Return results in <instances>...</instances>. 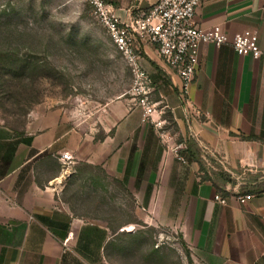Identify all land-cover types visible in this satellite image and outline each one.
Listing matches in <instances>:
<instances>
[{
    "label": "crops",
    "instance_id": "1",
    "mask_svg": "<svg viewBox=\"0 0 264 264\" xmlns=\"http://www.w3.org/2000/svg\"><path fill=\"white\" fill-rule=\"evenodd\" d=\"M108 1L125 19L156 0ZM193 23L224 37L220 45H200L189 86L207 117L187 120L175 71L154 45L141 44L161 128L141 121L129 92L91 112L83 103L73 111L35 108L23 131L0 126V264H110L103 251L112 232L74 215L60 197L80 162L132 193L145 224L181 236L184 256L173 264H264V187L236 192L219 178L258 172V179L239 183L264 181V55H237L231 45L242 34L264 52V0H202ZM182 140L186 163L172 152Z\"/></svg>",
    "mask_w": 264,
    "mask_h": 264
},
{
    "label": "rangeland",
    "instance_id": "2",
    "mask_svg": "<svg viewBox=\"0 0 264 264\" xmlns=\"http://www.w3.org/2000/svg\"><path fill=\"white\" fill-rule=\"evenodd\" d=\"M130 83L127 65L88 0H0V126L23 131L35 108L65 105L73 111L83 103L91 112L98 103L128 93ZM74 168L60 197L74 215L112 232L103 251L110 264H173V258L184 256L181 236L145 224L144 211L118 180L98 166L80 162ZM259 175L219 178L222 188L250 192L263 188L264 181H239Z\"/></svg>",
    "mask_w": 264,
    "mask_h": 264
},
{
    "label": "built area",
    "instance_id": "3",
    "mask_svg": "<svg viewBox=\"0 0 264 264\" xmlns=\"http://www.w3.org/2000/svg\"><path fill=\"white\" fill-rule=\"evenodd\" d=\"M202 0H156L146 9L128 11L123 19L118 9L107 0H88L92 13L104 29L109 41L121 54L131 75L129 94L134 105L141 111V121L150 120L161 128V120L153 115L160 113L152 100L153 82L141 64L140 45L152 44L163 64L173 69L178 77V95L185 109L186 118L206 116L192 103L189 86L194 79L198 65V52L202 43L220 45L224 41L216 30H205L193 23V16ZM231 45L237 55L259 58L264 52L257 42L246 35L235 34ZM185 141L176 143L172 152L177 160L186 163ZM250 195L238 196L245 202ZM214 198L221 200L219 195Z\"/></svg>",
    "mask_w": 264,
    "mask_h": 264
}]
</instances>
